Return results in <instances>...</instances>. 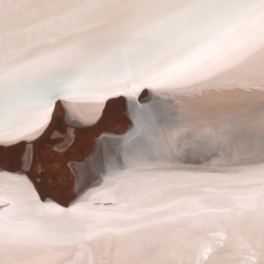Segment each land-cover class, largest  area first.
Instances as JSON below:
<instances>
[{"label": "snow or ice", "instance_id": "obj_1", "mask_svg": "<svg viewBox=\"0 0 264 264\" xmlns=\"http://www.w3.org/2000/svg\"><path fill=\"white\" fill-rule=\"evenodd\" d=\"M124 98L98 179L46 199L23 166L56 101L99 119ZM17 146L0 264H264V0H0V148Z\"/></svg>", "mask_w": 264, "mask_h": 264}, {"label": "rangeland", "instance_id": "obj_2", "mask_svg": "<svg viewBox=\"0 0 264 264\" xmlns=\"http://www.w3.org/2000/svg\"><path fill=\"white\" fill-rule=\"evenodd\" d=\"M140 98L145 99V93ZM127 109L128 105L123 99L114 100L95 126H72L60 111L54 113V124L50 132L29 148V157L35 159V164L31 168L23 166L45 198L50 197L63 204L73 199L79 184L72 163L81 161L91 152L102 132H122L130 120ZM0 156L7 157L9 161L22 159V146L0 148ZM11 167L17 165L11 164Z\"/></svg>", "mask_w": 264, "mask_h": 264}, {"label": "bare ground", "instance_id": "obj_3", "mask_svg": "<svg viewBox=\"0 0 264 264\" xmlns=\"http://www.w3.org/2000/svg\"><path fill=\"white\" fill-rule=\"evenodd\" d=\"M143 93H145V99H141L140 97H139V99L141 102L146 103L147 98L150 95L149 90H147V89L143 90L141 92L140 96ZM123 100L128 105V109H127L128 111L127 112L130 116L129 124L127 125V127H125V129L122 132L120 131V133L102 132L100 137L97 138L95 145L93 146L91 152L86 157H84L81 161H78V162L75 161V163L71 162L73 170L75 171L74 173L76 174L75 176H77L76 177L77 182H78L77 185L79 184V186H77L78 188L76 190V193L74 194L73 199L71 201L68 200L69 201L68 203H71L77 197V194L81 190L82 187L87 188V187L91 186L96 179H98V175L96 174V172H94V169L99 170V169H102L104 167L106 156L110 153H116L119 151V145H118L115 137L121 135L129 127V125L132 122L131 106L128 103L127 98H124ZM113 101L114 100L110 99L108 102H106L104 111H103V113L99 119H96L95 117H91L90 106L86 103L80 105V111H81L80 117H72L71 119H69V117L72 114L66 111V105L62 99L56 101V105L54 107V113H56L57 111H60L61 114L65 117V120L68 123H70L72 126H74V125L75 126H78V125L81 126V125H90V124L95 126L97 123H99L102 120V118L105 115V110H106L107 106ZM69 129L70 128H68V130ZM72 129L73 128L71 127V130ZM106 131H108V130H106ZM27 147L31 148L32 146L27 145ZM24 166H26V165H24ZM75 182H76V180H75ZM46 199H53V198L46 197ZM59 203L63 204V202H60V201H59ZM67 204H63V205H67Z\"/></svg>", "mask_w": 264, "mask_h": 264}, {"label": "water", "instance_id": "obj_4", "mask_svg": "<svg viewBox=\"0 0 264 264\" xmlns=\"http://www.w3.org/2000/svg\"><path fill=\"white\" fill-rule=\"evenodd\" d=\"M149 93H150V92H149ZM141 103H144V102H141ZM68 204H70V203H68ZM68 204H67V205H68ZM62 205H63V204H62ZM67 205H65V206H67Z\"/></svg>", "mask_w": 264, "mask_h": 264}]
</instances>
